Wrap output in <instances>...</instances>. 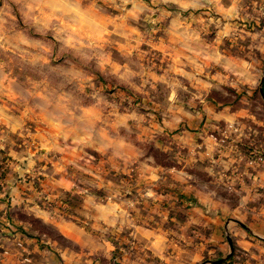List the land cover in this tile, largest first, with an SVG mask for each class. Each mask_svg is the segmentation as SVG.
<instances>
[{
  "label": "rangeland",
  "instance_id": "374dc122",
  "mask_svg": "<svg viewBox=\"0 0 264 264\" xmlns=\"http://www.w3.org/2000/svg\"><path fill=\"white\" fill-rule=\"evenodd\" d=\"M263 78L264 0H0V264H264Z\"/></svg>",
  "mask_w": 264,
  "mask_h": 264
},
{
  "label": "crops",
  "instance_id": "0c3cea01",
  "mask_svg": "<svg viewBox=\"0 0 264 264\" xmlns=\"http://www.w3.org/2000/svg\"><path fill=\"white\" fill-rule=\"evenodd\" d=\"M213 115H214V118L224 117L230 121L233 120V117H230L228 114L213 113ZM101 136L104 138L105 135H101ZM197 138L203 139L201 144H198L197 142H195ZM188 143L192 145V148H194L192 149V152L190 156L188 157V159L190 158L192 160L194 165L201 162L203 166H206V168L210 170V168L213 167L212 165L213 162H216V164H219V161H218L219 159L216 160L213 156L214 153L218 155L219 153L218 145L219 144L215 140H213L212 136L204 135V134H202L201 136L200 135L196 136L194 134H191V135H188ZM195 144L199 147L195 148L194 147ZM107 147L108 148L110 147L120 148V150L127 153L126 160H128L130 145L126 143L124 139H116V140L110 139L109 141L104 143V148H107ZM226 160H227L226 158L221 159V161L223 162H226ZM66 169H64L63 167L60 168L61 171L66 170ZM150 169L155 170L154 167ZM261 178L264 180V171L261 172ZM58 179L55 180V184L59 185L60 187L66 188L65 185H69L68 182L70 181L64 178V175H59ZM37 213L42 218H45V219L49 218V214L45 211L38 210ZM63 229H67L69 232L70 230H73V231L75 230V228H73V226L69 224H65V226H63ZM136 236L138 237L140 241H142L141 244L144 246V248H147L148 250H150L155 256L159 257V254L162 255L166 251V242H165L166 238L164 237L162 233H160L156 229H147L144 227L137 228ZM188 255H189L188 264H192L191 261L193 260L192 258L194 257L192 256V254H188ZM168 259H169L168 264H170L171 260L170 258ZM138 264H141V263H138ZM176 264L178 263L176 262Z\"/></svg>",
  "mask_w": 264,
  "mask_h": 264
},
{
  "label": "water",
  "instance_id": "95a60500",
  "mask_svg": "<svg viewBox=\"0 0 264 264\" xmlns=\"http://www.w3.org/2000/svg\"><path fill=\"white\" fill-rule=\"evenodd\" d=\"M263 83H264V78L261 81V85H263ZM261 93H262V96L264 97V91H263V89H261Z\"/></svg>",
  "mask_w": 264,
  "mask_h": 264
}]
</instances>
